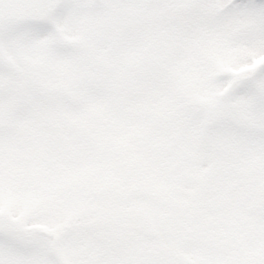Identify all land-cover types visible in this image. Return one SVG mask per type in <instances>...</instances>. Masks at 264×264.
Listing matches in <instances>:
<instances>
[{
    "label": "snow or ice",
    "instance_id": "obj_1",
    "mask_svg": "<svg viewBox=\"0 0 264 264\" xmlns=\"http://www.w3.org/2000/svg\"><path fill=\"white\" fill-rule=\"evenodd\" d=\"M0 264H264V0H0Z\"/></svg>",
    "mask_w": 264,
    "mask_h": 264
}]
</instances>
